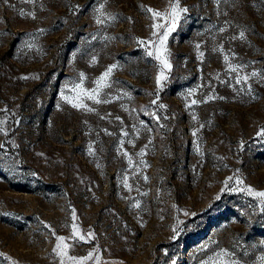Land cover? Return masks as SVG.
Listing matches in <instances>:
<instances>
[{"label":"rangeland","instance_id":"1","mask_svg":"<svg viewBox=\"0 0 264 264\" xmlns=\"http://www.w3.org/2000/svg\"><path fill=\"white\" fill-rule=\"evenodd\" d=\"M262 129L264 0H0V264H264Z\"/></svg>","mask_w":264,"mask_h":264},{"label":"snow or ice","instance_id":"2","mask_svg":"<svg viewBox=\"0 0 264 264\" xmlns=\"http://www.w3.org/2000/svg\"><path fill=\"white\" fill-rule=\"evenodd\" d=\"M8 0H4V3H7ZM172 7V13H171V19L173 21V25L172 27H166V26H162V25H156L154 24L153 25V28L156 29V28H161L163 27L165 30L162 32V34L158 35L157 32H153V35L154 36H157L158 35V43L157 42H153V46L155 48V58L161 62V64L163 65V68L165 69H170L171 68V64L168 63L167 59H166V52H167V49L165 47L166 45V42L168 40V37L170 35V33L172 31H174L175 29V21H178L179 20V17H180V12L182 11H186V9H180V10H177L178 9V5L174 4L171 6ZM149 12H152L154 17H160L162 14L159 12V11H155L151 8L147 9ZM241 37H243V33L240 34ZM147 55L148 56H153L154 53L153 51H148L147 52ZM116 67L115 65L113 66H110L105 73H103L101 75V77L99 78V81L97 82L98 84L101 82V81H104L111 73V71L113 70V68ZM253 75H255V73H253ZM167 77L164 75L163 72H161L160 74L157 75L156 77V84L157 86H161V82L163 80H166ZM246 80V78H243ZM241 82V79L238 78L237 79V83H240ZM78 88L80 87L79 85L77 86ZM98 91V89H94L92 90V93H85L88 95V98L89 99H92L94 100L95 102L99 103L100 101L96 99V95L94 93H96ZM65 99L67 100V97H65ZM209 99H212V97H209ZM71 103V101H69ZM107 102V101H105ZM153 104L156 103V100H153L152 101ZM193 103H195V101H193ZM73 107H77V108H80V107H85L83 104H80V103H73L72 105ZM161 108L165 107L164 105H160ZM257 135H264V129H262L260 132L257 133ZM0 147H2V145H0ZM229 180H231L232 178L229 177L228 178ZM238 183H241V181H237ZM249 192L250 194L252 195H255V196H258V197H264V192H252L251 189H249ZM261 211H264V208L261 209ZM75 218V217H74ZM76 229V225L73 224V237H76L77 236V233L75 231ZM91 233L89 234V236L91 237ZM57 239L59 241H63L65 238L64 237H57ZM80 241H83L85 238L83 236H79L78 238ZM67 248H68V245H64V248L61 249L60 245L58 244L56 248L53 249L54 252H57V255L58 256H61V257H64V256H67ZM58 249H60L58 251ZM91 256V253H89V257ZM89 257H83V258H80L79 260L76 258V257H68L70 260L74 261L75 264H82V261L84 259H88ZM61 264H64V261L63 259L61 260Z\"/></svg>","mask_w":264,"mask_h":264}]
</instances>
